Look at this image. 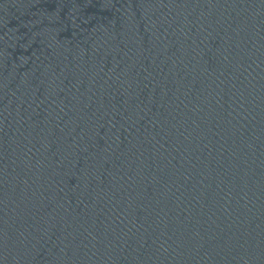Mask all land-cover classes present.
Returning <instances> with one entry per match:
<instances>
[{
	"label": "water",
	"instance_id": "water-1",
	"mask_svg": "<svg viewBox=\"0 0 264 264\" xmlns=\"http://www.w3.org/2000/svg\"><path fill=\"white\" fill-rule=\"evenodd\" d=\"M0 264H264V0H0Z\"/></svg>",
	"mask_w": 264,
	"mask_h": 264
}]
</instances>
